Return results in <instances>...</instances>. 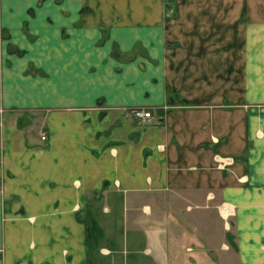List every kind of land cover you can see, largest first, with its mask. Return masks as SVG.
I'll return each mask as SVG.
<instances>
[{
  "label": "crops",
  "instance_id": "1",
  "mask_svg": "<svg viewBox=\"0 0 264 264\" xmlns=\"http://www.w3.org/2000/svg\"><path fill=\"white\" fill-rule=\"evenodd\" d=\"M167 3L0 2V264H264V0Z\"/></svg>",
  "mask_w": 264,
  "mask_h": 264
},
{
  "label": "rangeland",
  "instance_id": "2",
  "mask_svg": "<svg viewBox=\"0 0 264 264\" xmlns=\"http://www.w3.org/2000/svg\"><path fill=\"white\" fill-rule=\"evenodd\" d=\"M2 1V0H1ZM0 1V2H1ZM113 2L117 3V1H121V0H112ZM123 1V0H122ZM128 1V0H127ZM132 1V0H131ZM136 1V0H134ZM165 4L167 3V5L172 6L171 2H174V0H164ZM86 10L84 9V6L80 8V12ZM32 10L28 9L27 14L30 16V14H32ZM118 17L120 15H112L110 17V20L112 18ZM107 31V30H106ZM5 32L1 31L0 32V38L2 37L1 35H4ZM11 46H8V49L12 50L13 52L18 53V51H15V49H19L18 47H15L14 45L10 44ZM115 49V47H114ZM21 50V49H20ZM21 54V53H19ZM45 132H42L41 134H39V136L41 137L42 134ZM206 232L204 234H198V236L202 239L205 240L206 242V260L207 261H203V264H230L233 258H234V245L232 242L234 235H233V231L231 230V232L229 234H225L224 230L222 232V230L220 231L219 225L214 223L213 219L210 220L209 217L207 218V223H206ZM221 239H225L226 241H230L232 244L230 245V249H226L224 248L223 250H219L217 248H215L216 245H218L219 241ZM236 248V247H235ZM212 259H214V261H212Z\"/></svg>",
  "mask_w": 264,
  "mask_h": 264
},
{
  "label": "built area",
  "instance_id": "3",
  "mask_svg": "<svg viewBox=\"0 0 264 264\" xmlns=\"http://www.w3.org/2000/svg\"><path fill=\"white\" fill-rule=\"evenodd\" d=\"M131 113L134 117L138 118L141 122H147L151 119L152 113L150 110L143 107H133ZM41 139L46 140V134L43 133Z\"/></svg>",
  "mask_w": 264,
  "mask_h": 264
},
{
  "label": "trees",
  "instance_id": "4",
  "mask_svg": "<svg viewBox=\"0 0 264 264\" xmlns=\"http://www.w3.org/2000/svg\"><path fill=\"white\" fill-rule=\"evenodd\" d=\"M15 51H18V53H22L23 51L20 49H15Z\"/></svg>",
  "mask_w": 264,
  "mask_h": 264
},
{
  "label": "bare ground",
  "instance_id": "5",
  "mask_svg": "<svg viewBox=\"0 0 264 264\" xmlns=\"http://www.w3.org/2000/svg\"><path fill=\"white\" fill-rule=\"evenodd\" d=\"M225 208V207H224ZM224 211V210H223Z\"/></svg>",
  "mask_w": 264,
  "mask_h": 264
}]
</instances>
